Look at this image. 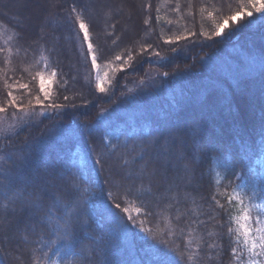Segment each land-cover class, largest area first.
Listing matches in <instances>:
<instances>
[{"label": "trees", "instance_id": "obj_1", "mask_svg": "<svg viewBox=\"0 0 264 264\" xmlns=\"http://www.w3.org/2000/svg\"><path fill=\"white\" fill-rule=\"evenodd\" d=\"M77 15L88 25L97 65L107 71L104 92L96 87L89 58L79 52ZM225 20L221 35H213ZM7 25H19V36ZM177 36L184 38L177 41ZM0 49H5L0 52V106L12 91L25 110L37 108L22 119L16 108L7 107L15 125L0 134V183L9 185L5 177L39 179L46 166L70 171L82 193L69 230L57 227L51 217L50 227L24 231L35 217L27 212L14 216L9 205L7 227L0 232V264L36 259L47 264H161V258L170 264H240L241 257L248 264L242 238L240 243L235 236L232 242L221 239L226 228L217 232L210 223L191 236L180 234L175 209L152 196L137 199L131 181L121 187L105 177L122 175L124 168L139 170L140 150L153 151L146 148L149 140L176 132L191 140L198 130L201 141L211 136L223 146L204 149L198 158L200 195L210 201L214 191L234 188L255 212L264 208V9L256 11L253 0H0ZM7 50L12 63L5 66ZM49 62L50 71L61 75L53 78L47 102L60 108L38 109L35 95L19 83H30L39 94L32 76L37 65ZM5 72L13 77L7 83ZM175 77L180 91L173 89L168 96ZM136 81L142 86L129 91ZM14 82L19 83L7 87ZM100 159L103 166L96 163ZM230 164L236 175L229 172L225 179ZM229 183V188L220 186ZM124 187L132 193L124 195ZM6 195L12 192L0 187V208L8 203ZM200 203L202 208L187 207L197 215L214 210ZM45 206L55 211L51 199ZM110 207L123 217L126 231L113 222ZM238 211L237 204L233 215ZM146 212L154 215L146 217Z\"/></svg>", "mask_w": 264, "mask_h": 264}, {"label": "snow or ice", "instance_id": "obj_2", "mask_svg": "<svg viewBox=\"0 0 264 264\" xmlns=\"http://www.w3.org/2000/svg\"><path fill=\"white\" fill-rule=\"evenodd\" d=\"M264 9V5L258 8L257 11ZM76 12V8L71 10ZM248 16H252L251 12L247 13ZM237 15L231 17V20L236 21ZM76 23L79 26L80 32L83 34L81 46L87 45V52L85 53V59L91 57L92 67L97 65L98 56L93 54V44L90 42L88 25L81 15L76 16ZM147 23V21H145ZM228 24L225 20L223 24L219 25L213 32V35L218 36L223 32L224 27ZM13 27L14 31L18 32L19 25ZM115 27V26H114ZM19 36V32H18ZM184 37L177 36L176 40H180ZM42 39V37H41ZM38 42V41H37ZM172 41H165V43H171ZM5 49H0V52H4ZM9 56L5 58V66L12 63L11 52ZM27 51V49H25ZM120 59L119 56L116 57ZM50 62L43 65V67L37 65L36 72L32 76V81L38 85V92H33L30 83L8 84V88L14 87L15 83H19L20 89H27L31 94L35 95L36 105L46 108H60L58 104H44V101L51 100V92L48 86H46V78L42 74L43 72L50 71ZM60 73L57 71H50V78L47 83H52V78L56 80L60 79ZM107 75V74H105ZM5 81L12 80V76H8L7 72L4 73ZM104 79L98 78L96 87L98 91L104 92L102 87ZM7 104L0 106V113H6L7 107L10 105L16 108L17 111H24L25 115H28L25 110L27 106H23L22 102H18L12 91L7 92ZM42 97V98H41ZM68 99L67 96L64 97ZM223 146L214 137L209 136L206 140L201 141L200 133L197 130L192 134V139L189 140L182 132H176L170 134L167 137H156L147 142L146 148L153 149L152 152H146V149L142 148L138 154V158L135 163L141 164L139 170H127L122 169V175H109L106 176V182L113 184L119 181V186L123 187L125 181H131L135 184V191L137 199L141 196L148 195L157 199V203L164 201L165 208L175 209L173 219L176 221L175 227L180 234L185 232L189 236L193 235L201 228H207L211 223V226L217 232H223L226 228L227 232L221 236V239L227 237L232 242L233 236H235V243H240L242 238L243 247L250 253V264H264V260L257 258H264V218L257 216L255 220L252 218V207L236 192L233 188L231 193H222L214 191L211 194V200L207 197L200 195L198 186H196V171L199 165V157L202 155L204 149L217 150ZM82 166L84 162L82 161ZM97 164L103 166V159L97 160ZM127 165L128 161H124ZM234 165H229L226 169L225 179H230L228 173L232 176L236 173L233 171ZM203 175V174H201ZM135 178V179H133ZM9 180V185L5 186L0 183V187H4L6 191H11L12 195H6L5 200L7 204L0 208V232H3L7 227L5 220L9 213V205H11L12 214L18 215L22 213H30L35 219L23 226L24 231H36L38 227L48 228L49 218L55 217L58 221L57 227H63L66 230L72 229L75 225L76 215L73 209L77 206L79 197L82 193L79 190V185L75 183V177L70 171L49 169L45 166L43 174L39 179H29L25 177L23 180H19L18 177H5ZM159 181V184L154 185V181ZM261 183H264V178L261 179ZM23 184V187H19ZM224 188L231 187V184H221ZM251 190H256V183L253 180L251 184ZM87 191V190H84ZM103 191V190H101ZM132 188L124 187V195L132 193ZM109 198L112 199L111 189H109ZM51 199L55 205V211L45 206V200ZM204 201L208 203L214 210L211 212L201 211L199 215L195 214L192 209L188 208L189 203L198 207H203L200 203ZM239 205V211L236 215H233L235 205ZM183 206L184 210L181 211ZM116 208H121L119 202L115 203ZM146 207V205H145ZM215 209H219L216 211ZM109 215L114 223H117L122 230H127L128 225L124 222L123 217H120L118 213H115L109 208ZM127 211V209H124ZM223 213V215H221ZM148 215H154L152 212H146ZM129 219H134L129 217ZM223 221V222H221ZM235 225V227H233ZM140 231H144L143 228ZM42 238V237H41ZM201 242L205 243L203 235L200 237ZM208 248L214 247L213 244H208ZM177 251H180L177 249ZM236 249L232 248V252L235 253ZM47 254L45 253V256ZM181 259H184L183 252L180 253ZM211 259V257H208ZM32 264H47V261H41L39 259L33 260ZM51 264H57L56 261H52ZM87 264V261L85 262ZM161 264H170L167 259L161 258ZM240 264H244V258H240Z\"/></svg>", "mask_w": 264, "mask_h": 264}, {"label": "rangeland", "instance_id": "obj_3", "mask_svg": "<svg viewBox=\"0 0 264 264\" xmlns=\"http://www.w3.org/2000/svg\"><path fill=\"white\" fill-rule=\"evenodd\" d=\"M253 3H254V8L257 11L258 8H261V5H264V0H253ZM82 38H83V34L79 31V37H78V39L76 38V41H77V44H78L79 52L81 51L82 54L84 55L87 52V45L84 44L83 46H81ZM88 58H89L90 62L92 63L91 57H88ZM92 71H93V74H94L93 77H94V80H95L96 84H97L98 78L102 77L104 79V83H103L102 87H105L104 85H107V83H108L107 75H105V74H107V71L100 69L98 65H96L95 68L92 67ZM42 74L46 78V86H48L50 91H51V88H52V85H53V78H52V83L48 84L47 81L50 78V74H48V73H42ZM73 79H75L74 76H73L72 80ZM178 80H180V78H176V77L172 78V81L175 82V84L168 91V96L173 95V93H172L173 89H174V91H177V92L180 91V86L176 87V84L178 83L177 82ZM142 84H143L142 81L141 82H137L136 81L134 84L130 85V87L128 89H129V91H132L134 89L133 86L141 87ZM44 104H45V102H44ZM47 104H49V102L46 101V105ZM37 107H38V109L39 108H43V107H40L38 105H37ZM46 109H48V108L47 107L44 108V110H46ZM36 110H37V108H34V107L33 108H29V109L26 110L28 115H25L24 111H17V109H16L18 115L23 117L22 119H25L27 116L36 114ZM11 111H13V110H11ZM13 113L14 112H10L8 110H7L6 113H0V134H2L4 132L9 133V132H12L14 130V125H15L14 122H15V120L14 121L12 120V114ZM258 212L259 213L255 212L254 209L252 208V218H253V220H255L258 215L261 216V218H264V208H261L260 210H258ZM244 249H245V252H246V255H247V258H248V264H250V259H249L250 253H248L246 248H244ZM257 259L264 260V258H257Z\"/></svg>", "mask_w": 264, "mask_h": 264}]
</instances>
